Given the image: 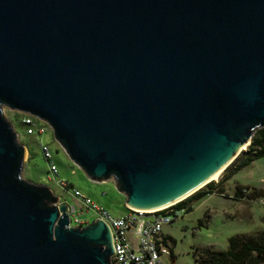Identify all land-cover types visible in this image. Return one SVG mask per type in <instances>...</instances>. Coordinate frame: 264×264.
<instances>
[{"label": "water", "instance_id": "obj_1", "mask_svg": "<svg viewBox=\"0 0 264 264\" xmlns=\"http://www.w3.org/2000/svg\"><path fill=\"white\" fill-rule=\"evenodd\" d=\"M3 107L45 122L127 209L164 207L264 127V0H0V264H111L102 221L69 226L21 179Z\"/></svg>", "mask_w": 264, "mask_h": 264}, {"label": "rangeland", "instance_id": "obj_2", "mask_svg": "<svg viewBox=\"0 0 264 264\" xmlns=\"http://www.w3.org/2000/svg\"><path fill=\"white\" fill-rule=\"evenodd\" d=\"M2 113L17 134L18 143L24 147L23 170L20 176L22 180L48 187L58 203L73 206L75 215L87 224L95 219L92 213L84 212L72 197L71 188L79 190L115 217L123 216L127 212L125 198L115 190L113 184L92 182L86 178L56 143L49 128L40 135L28 136L26 127L18 122L23 114L5 107L2 108ZM40 144L49 146L58 171L57 178L48 175V165L40 154ZM28 149L33 153L32 158L29 157ZM246 150L247 146L241 153ZM234 161L215 180L222 182L221 194L214 192L193 201L189 212L162 227L161 234L166 237L167 249L170 251V256L163 259L165 264H196V249L225 251L230 237L264 231V200H251L247 196L235 198L238 186L246 189V193L253 190L264 191V156L239 171H233ZM61 180L70 185L67 187L69 189L58 185Z\"/></svg>", "mask_w": 264, "mask_h": 264}, {"label": "built area", "instance_id": "obj_3", "mask_svg": "<svg viewBox=\"0 0 264 264\" xmlns=\"http://www.w3.org/2000/svg\"><path fill=\"white\" fill-rule=\"evenodd\" d=\"M20 122L26 127L28 136L40 135L49 128L45 122L30 115L23 114ZM39 150L48 165V175L57 178L58 171L49 146L40 144ZM58 185L62 188L69 186L62 180L58 181ZM70 192L84 212L92 213L95 220H100L107 226L114 249V253L110 257L111 264H165L163 259L170 256V251L167 249L166 237L161 234L162 227L181 217L186 212V208H177L178 202H176L148 212L127 209L123 216L115 217L102 207L97 206L79 190L71 188ZM67 212L69 226L83 227L87 225L86 221L80 220L75 215L76 210L73 206L68 207Z\"/></svg>", "mask_w": 264, "mask_h": 264}, {"label": "trees", "instance_id": "obj_4", "mask_svg": "<svg viewBox=\"0 0 264 264\" xmlns=\"http://www.w3.org/2000/svg\"><path fill=\"white\" fill-rule=\"evenodd\" d=\"M18 122L21 124L20 120ZM28 154L32 158L33 153L29 149ZM263 156L264 127L253 134L247 150L241 153L238 159L234 161L233 171H239ZM218 184L208 183L189 197L178 202L176 207H184L186 208V212H189L191 210L190 204L193 201L214 192L221 194L220 186L222 182ZM245 196L251 200L257 198L264 200V191L253 190L246 193V189L238 186L235 198H243ZM194 260L196 264H264V231L230 237L225 251L214 250L212 248L196 249L194 251Z\"/></svg>", "mask_w": 264, "mask_h": 264}, {"label": "bare ground", "instance_id": "obj_5", "mask_svg": "<svg viewBox=\"0 0 264 264\" xmlns=\"http://www.w3.org/2000/svg\"><path fill=\"white\" fill-rule=\"evenodd\" d=\"M243 149H244V147L241 148V150H243ZM223 169H224V168H223ZM223 169H222V170L216 175V177H215L213 180H209V181H215V180L217 179L218 175L223 171ZM209 181L205 182L204 184L208 183ZM204 184H202L201 186L197 187L196 189H199V188L202 187ZM196 189H194V190L191 191L190 193L194 192ZM190 193H188L187 195H189ZM187 195H185L184 197H182V198L176 200L175 202H173V203H171V204H168V205H166V206H169V205H172V204H174V203H176V202L182 201ZM166 206H164V207H166ZM161 208H163V207H161Z\"/></svg>", "mask_w": 264, "mask_h": 264}, {"label": "crops", "instance_id": "obj_6", "mask_svg": "<svg viewBox=\"0 0 264 264\" xmlns=\"http://www.w3.org/2000/svg\"><path fill=\"white\" fill-rule=\"evenodd\" d=\"M68 206L70 207L71 205L68 204Z\"/></svg>", "mask_w": 264, "mask_h": 264}]
</instances>
